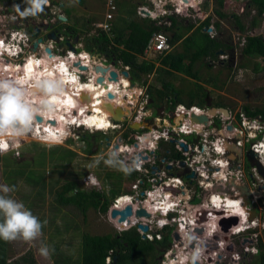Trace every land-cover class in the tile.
<instances>
[{
    "label": "rangeland",
    "instance_id": "1",
    "mask_svg": "<svg viewBox=\"0 0 264 264\" xmlns=\"http://www.w3.org/2000/svg\"><path fill=\"white\" fill-rule=\"evenodd\" d=\"M12 1L15 2L16 0H0V19L2 25H5V27H0V37H5L8 32L7 28L15 29L16 27H13V25L16 24L19 29L28 31L31 35H34L28 36V38L33 39L39 46L41 44L46 48L54 49L62 58L69 51L70 47L73 49L79 47V53L88 52L85 53L93 65H100L98 67L106 68L110 73L113 72L118 76L124 77L121 65L112 66L103 56H98L95 50L88 51L86 47L91 46L88 41V35H92V32L95 30L92 29L91 24L87 26L86 23H98L101 21V18L105 14L104 0H48L47 4L51 7L46 8L43 5V11L37 13L36 16L27 17L20 15L24 11V8L19 7V11H17ZM114 1H116L117 8L116 12L113 13V17H115L114 26L119 28L121 26L119 23L120 19L125 21L136 20L135 10L137 6L146 5L150 9L154 8L146 0ZM247 1L223 0V7L219 8L217 6V0H208L207 2L204 0H196L194 2V9L185 11L186 8H192L190 7L191 4L189 7H179L180 15H174L177 22L183 27L187 25L198 27L208 19V23L203 26L208 27L212 25L215 29L213 38H217L218 42L229 47L225 52H218L217 57L214 59L202 58L195 63V71L199 73L200 77L199 81L193 82L192 80L194 79L191 80L179 74L168 76L164 71L137 77L130 72V77H127L131 80L129 82L134 84L136 88H140L142 95L139 99L137 109L133 113L131 110L129 118H126L123 124L115 122L116 126L119 127L116 132H109L105 135H92L80 130L72 136L74 137V141L68 139L64 143L63 141L58 142L62 145H54L45 144L38 137L35 139H31L32 137L29 138L28 136L31 134L29 131L23 136L25 139L19 142L18 146L21 148L18 151L15 152L12 150L8 153H0V185L14 186L15 190L7 195L17 201L23 202L25 207L33 215L37 216L42 223L46 221L42 228V235L32 243L24 242L23 240L4 241L2 249L4 252V260L7 264L17 263L15 261H19L18 259L21 257L27 258L30 263L34 261L33 264H68L70 261L68 262L66 258H71L75 263H79L78 246L80 245L82 235L87 234L95 237L118 235L115 234L106 219L99 216L93 210H89L85 216H82L73 208L60 209L55 203V195L60 191L66 181L77 182V190L88 193L89 190L84 187L88 176H93L96 179L102 191L106 193L105 197L110 200L112 199L111 194L116 193V195H121L130 193L129 191L133 181L129 180L128 175L131 172L128 170V164L125 163L129 159V156L115 154L114 148L119 146L121 139L126 140L128 137L133 139L132 135L134 133L132 131L134 130L133 128L139 127L140 124L136 122V119L140 118V116H143L145 113L153 114V117L150 119L143 117L145 124L142 123L148 129H152L155 127L154 118L160 116L164 111L167 112V109L172 108L168 100L170 99L169 97L174 95L170 93L171 90L163 88L164 81H169L173 87L180 91V98L186 103L190 102L192 95L199 91L198 88L201 85L204 86V89L201 88V92H199L202 93L203 90L208 92L209 103L213 102L217 106H220L219 103H225L226 105H231V107L241 104L244 111L246 110L245 108L251 111L264 108V59L246 56L242 52V39L246 35L260 36L264 39V16H254L250 9L247 8ZM78 2H81V4H78ZM173 2L177 3L175 0ZM197 4L199 5L196 7ZM31 7L32 5L30 4L29 8ZM217 11L221 12L224 17H216L215 13ZM235 12L241 17V25L244 27L245 33L241 32L233 18L230 19V16ZM55 14L56 16H54ZM10 15L14 16V18L17 16L18 21L11 20V18L5 19L8 16L10 17ZM59 16L66 19L71 26L75 27V30L70 32L67 24L65 25L58 21L57 17ZM253 20L255 21L254 25ZM56 21H58V24L55 25L54 23ZM37 29L39 31H36ZM161 32L164 34L166 41L173 36V31L167 30L166 26H164ZM72 33L76 34L73 35ZM51 34L55 36L59 35V37H52L50 36ZM3 47L5 45L0 38V49L2 51ZM182 48V43L178 42L171 46L170 51H182ZM42 51L40 52L38 47L33 49L31 44L28 55L34 53L32 55L41 58V63L47 57ZM3 53L4 51L0 54V83L3 80L12 81L9 77L15 76L14 78H17L15 73H12L14 67L17 68L20 66V68H23L21 65H16L18 64L16 58H11L12 60H10ZM52 54L51 52L50 56ZM35 56L33 57L35 58ZM48 60L50 59L48 58ZM10 61L16 63L15 66ZM7 67L12 69L10 73L6 72ZM22 78L24 77L22 76ZM15 80L16 82L13 80V84H10L19 89V85L15 86L14 84L17 82L20 84V81ZM81 82L84 85L88 83L83 82L82 79ZM21 90L27 95L26 88ZM160 91L166 95L164 99L160 98ZM40 92L42 93H38L40 94V98L46 92L47 94L49 93L48 91L44 93L42 90ZM35 95L38 97L36 92ZM25 98L27 100V97ZM197 101V99H194L196 105L198 104ZM216 102L219 103L217 104ZM116 103L118 105L121 104L117 101ZM78 106L83 105L78 104ZM121 106L127 109L126 103L121 104ZM125 113L126 110L123 109L122 114L124 116ZM77 115L78 113L76 112L75 116ZM68 129L66 130L67 132L69 131ZM125 131L127 132L125 133ZM85 136H90L91 138L85 142L81 141ZM9 140L11 141V139ZM113 146L115 147L113 148ZM109 160H111V164L106 163ZM9 162L24 166L26 169L25 176L20 178L11 174L13 170L6 169L5 165ZM2 194L0 192V195ZM198 202L194 201L192 203ZM261 222H264V217ZM166 233L167 231H165ZM221 233L225 234L222 231ZM256 234H259V236L262 234L263 238L261 236L262 239H260L259 243L262 246L264 244V233L261 227H257L254 231L247 232V234H241L233 237V239L230 237L228 240H225H233V242H236V251L243 256L240 264H260L259 260L262 258L259 255L253 254V252L247 254L245 252L246 246L243 245L242 240L243 237L253 239ZM43 245H47L49 248L50 255L47 258L42 256L38 251ZM219 253L223 254L224 249H220ZM205 259H207L206 256ZM165 260L164 257H157L159 264H162ZM223 261L225 260L221 259L216 264H229L227 261H230V259H226L225 263ZM206 262L208 264L212 263L210 260H206ZM165 263H168L167 260Z\"/></svg>",
    "mask_w": 264,
    "mask_h": 264
},
{
    "label": "built area",
    "instance_id": "2",
    "mask_svg": "<svg viewBox=\"0 0 264 264\" xmlns=\"http://www.w3.org/2000/svg\"><path fill=\"white\" fill-rule=\"evenodd\" d=\"M103 28L107 27L104 26ZM210 33V36H213V32ZM243 42L244 39H242ZM168 48L166 38L162 34H153L146 44L142 58L149 60ZM124 70L128 71V68H124ZM171 106L172 108L167 109V112L164 111L160 116L154 118V128L143 131L147 128L143 125L145 124L143 117L147 118V116H142L136 119V122L140 119L138 123H141L140 127L143 133L135 136L134 139L128 137L126 140H120L119 146L133 152L132 156L128 155L129 159L125 163L128 164V170L135 174L136 178L133 180L129 191L131 194L130 201L133 202V216L123 223L116 222L119 218L113 220L114 229L118 233L136 229L143 241H153L154 239H161L165 225L173 228L176 224L174 231L182 230L183 248L187 249L186 253L192 245L191 238L195 239L194 248L197 246L211 252V248L208 249L206 245L200 243L201 238H206V236L199 234L198 231L205 229V225L208 224L207 220L214 218L213 215H216L218 228L222 230L219 222L222 219L229 218V216L224 212L219 215L220 213L216 212L215 209L209 208L208 201H211L214 193L224 195L235 198L240 202L243 201L248 222L245 226L240 223L234 225L228 229L227 233L224 232L225 234H222L223 238L218 240L221 241L222 246L216 248V251L219 253L220 249H224V252L229 249L230 252L234 253L232 257L238 256L243 260L242 254L236 251V242L225 240L230 237L233 239L235 237L233 235L240 228H243L245 234H247V232L261 227L264 233V222H261L264 217V166L262 171L259 166V164L264 165V122L257 117H248L241 109L236 112L228 110L227 116L221 114L214 116L210 114V109L207 107H187L183 104H177L176 106L171 104ZM193 115L206 117L207 120L205 122L194 121ZM217 117L220 118V122L217 121ZM240 120L242 125L238 124ZM124 121L121 123L123 124ZM224 131L228 133V136L219 135ZM147 136L151 138L150 141L145 143ZM162 138H164V143L171 147V150L173 148L174 155L172 157H170L169 151L167 153L161 152V155H158V152H160L158 143ZM133 140H135V144L140 145L138 150L133 145ZM182 144H185L188 149L184 150ZM226 145H229L228 147L232 146L236 150L248 146L247 150L249 152L253 151L258 154L255 162H252L251 169L248 170H246L244 163L245 157L237 151L232 158V162H225V181H229L228 186L226 182L217 177L222 173L220 167L222 161L221 158L214 157V153L217 155V152L219 153V150ZM192 174H194V177L188 178ZM221 185L224 186L221 187ZM171 188H174L175 191ZM120 199L122 198L117 200ZM123 199H127V197ZM117 200L114 202L117 203ZM194 201L200 202L192 203ZM188 206H191L192 209H189ZM139 208L146 211L149 217H136L135 214L139 211ZM253 215L254 218L250 220ZM204 217L206 220H203ZM140 226L147 227V232H141ZM261 236L262 234L260 236L256 234L253 239L242 238L247 254L251 252L259 254V243L260 239L263 238ZM171 240L172 247L164 254L168 263H165V260L162 264H170V257L179 256L177 253L172 254L176 249L178 251L179 248H177V243L173 238ZM262 246L264 248V244ZM231 248L233 251H231ZM205 256L207 257L206 262L211 255L206 254ZM220 260L213 258L211 264H216ZM107 261L109 263L111 259ZM229 264L231 263L229 262Z\"/></svg>",
    "mask_w": 264,
    "mask_h": 264
},
{
    "label": "trees",
    "instance_id": "3",
    "mask_svg": "<svg viewBox=\"0 0 264 264\" xmlns=\"http://www.w3.org/2000/svg\"><path fill=\"white\" fill-rule=\"evenodd\" d=\"M22 5H30L27 0H17ZM207 2L208 0H204ZM81 4V2H78ZM116 7V2L114 3ZM217 6L223 7V0H217ZM247 7H250L256 11L255 16H264V0H248ZM215 16L218 18L224 17V15L217 11ZM237 17V16H233ZM170 25L167 30L173 31V36L169 39V44L181 42L183 45L182 51L168 52L164 56L159 57L157 67L152 59H141V55L146 48V44L152 34L159 31V27L148 19H139L133 21H125L120 19V28L111 26L107 32L100 31L98 35H94V38H89V43L94 48L87 49L95 50L96 54L106 55L108 63L122 67H127L129 71L137 76L151 75L158 71L166 72L168 76L174 74H184L187 77L199 81V73L195 71V63L202 58H216L218 52H225L229 47L217 41V38H210V36L204 33L202 26L208 23V19L198 27L193 25L181 26L175 17H169ZM241 18H235V24H238L241 32H244V27L241 25ZM87 26L91 23L87 22ZM255 21L253 20V25ZM195 28V29H193ZM245 33V32H244ZM76 34V33H75ZM189 34V35H188ZM243 55L250 57H257L264 59V39L260 36H246L245 43L242 49ZM135 79L134 76H132ZM199 86V85H198ZM201 86L198 88L201 92ZM163 88L171 90V94L174 96L169 97L167 101L169 104L176 106L179 103L186 105H195L194 99H197L199 106H207L209 103L208 92L205 90L202 93L195 92L189 103L184 102L180 98L181 92L178 91L169 81L163 82ZM160 98L164 99L166 95L160 91ZM170 96V95H169ZM244 111L248 117L256 118L260 117L264 120V108H258L255 111H251L245 108ZM91 137L85 136L81 141H87ZM13 161V160H12ZM6 165V169L13 170L11 174L17 177L23 178L26 174L24 166L9 162ZM5 169V170H6ZM11 172V171H9ZM15 177V176H14ZM129 180L133 181L136 175L133 173L128 175ZM112 197L117 196L111 194ZM55 203L64 210L67 208L76 209L82 216H85L89 210L95 211L97 214H105L109 208L110 202L103 194L96 192H81L77 190V182L66 181L61 187L60 191L56 193ZM4 240H0V264H7L4 260L3 252ZM171 245V239L169 233L163 235L161 241H142L139 234L135 229L122 233L121 235H105V236H89L82 235L79 247V263H75L71 258H66L68 264H106L108 258L112 259V264H159L157 257L163 256V254L169 249ZM259 255L262 259L259 260L260 264H264V248ZM21 257L17 263L14 264H33L34 261H30L27 258ZM117 261L115 262V259ZM29 261V263H28ZM12 264V263H10Z\"/></svg>",
    "mask_w": 264,
    "mask_h": 264
},
{
    "label": "bare ground",
    "instance_id": "4",
    "mask_svg": "<svg viewBox=\"0 0 264 264\" xmlns=\"http://www.w3.org/2000/svg\"><path fill=\"white\" fill-rule=\"evenodd\" d=\"M175 1H177L176 4L178 7V13L180 11L179 7H189L190 4H192L191 0ZM184 2H186L187 5H185ZM4 48L5 47H3V51ZM42 50L41 51L45 54V56H47L44 59L45 61H42L41 63L40 61L37 62L32 56L28 59L27 63L25 62L23 65L20 64L24 69L27 70L20 68V66L17 68L14 67L13 70L7 67L6 70L7 73H10L12 70V73H15L17 76V78L14 79L20 81V84L17 82L14 84L15 86L19 85L18 87L21 86V89L26 88V93L29 96L35 95V92L38 95V97L35 95L34 97L29 98L27 95H25V97H27V101L30 103V106L36 109L33 127L30 131V136L32 137L31 139H35L37 137L32 136L36 130L39 134V138L42 139L45 144L62 145L58 142H62L61 139H63V135L65 136L68 133L66 130L69 128V124L86 127L92 132H109L110 130L117 129L116 124H113L110 118L120 117L122 121L124 118H129L131 110L133 113L137 109L136 103L139 99V95H141L140 88H136V86L131 84L125 77L120 76V80L118 77L117 81H113L111 79L110 71L102 67L100 68L105 70V72L103 74L96 73L95 67L97 64L93 65L90 58L85 57L84 55L76 57L73 53L69 52L71 54V59H73V62L75 63L74 64L72 62L69 64L67 60H55L52 56H50L49 48L42 47ZM32 58H34V60H32ZM48 58L50 60H48ZM27 64L33 68L26 67ZM71 66H73L72 70L70 69ZM79 74H82L81 76H89L90 81L86 83V85L82 84ZM22 76L24 78H22ZM100 79H102L101 83H99ZM4 82L11 83L13 81H1V83ZM46 84L51 87V91H49V87H45ZM41 90L44 93L46 91L49 93H43L44 96L40 98V94L38 93H41ZM116 101L119 102V104L126 103L127 109L122 107L121 104L118 105ZM78 104L83 106H78ZM123 109L126 110L125 116L122 114ZM76 112L78 113L77 116H75ZM143 116L148 117L150 114H143ZM38 118H40L39 122L37 120ZM150 138V136H147L145 138V143L150 141ZM0 139H3L7 142L8 150L10 149V142H8L9 139L16 141L19 145V142L25 138L23 136L17 138L5 136L0 137ZM139 146L140 145H138L136 148L137 150ZM114 149L115 154L118 155H133L132 151L129 149H124L121 146H116ZM220 167L222 169V173L217 175V177L220 178V180L225 181V161L221 162ZM120 198L124 200L123 197ZM208 205L209 208L219 210L218 212L227 213L228 216L239 217V223L243 224L244 226L248 222V216L245 213L244 208H241V202L237 201L235 198L214 193ZM188 208L192 209L191 206H188ZM190 213L191 212L189 211V214ZM213 217L214 218H209L207 220L208 224L205 225V232L202 234L205 235L206 238H201L200 242L201 244L206 245L208 249L211 248V252L210 250H203L197 246L194 248L193 243L195 242V239L191 238L190 241L192 242V245L190 248H188V253H186L187 249L183 248L184 242L181 237L178 241H176L177 248H179L178 251L172 253L174 254L177 252L179 256L170 257V264H204L206 254L209 256L211 255L209 257L210 261H212L213 258L224 259L226 258V255L232 257L234 253L230 252L229 249H226L223 255L216 251V248H221L222 244L220 243L221 241H218V239H211L213 236L216 237L219 232L216 215H213ZM194 225H196V223H194ZM243 231L244 229L240 228L238 231H236L235 235H237L239 232L241 234ZM179 232L182 235V230H179ZM233 258L236 261L241 260L238 256H234ZM233 263L237 264L235 262Z\"/></svg>",
    "mask_w": 264,
    "mask_h": 264
},
{
    "label": "clouds",
    "instance_id": "5",
    "mask_svg": "<svg viewBox=\"0 0 264 264\" xmlns=\"http://www.w3.org/2000/svg\"><path fill=\"white\" fill-rule=\"evenodd\" d=\"M146 1L151 3V5H153L154 8L150 9L146 5L137 6L136 10H135V14H136L137 18L148 19V20L152 21L155 26L160 28L159 31L155 32L154 34H162L164 36V34L161 31L163 30L164 26L168 27L170 25L169 17H171V16L175 17L174 15H176V16L180 15L177 12V10H178L177 4L175 2H173L172 0H146ZM27 2L29 4H31L32 7L31 8H25L24 11L20 13V15L24 16V17L36 16L37 13L43 11V7H42L43 5L46 8L51 7L50 5L48 6V4H47L48 0H27ZM115 2L116 1H114V0H104V10H105L106 15L104 14V16H103V18H101L100 22L91 23L92 29H95L92 32L93 36L98 35L100 31L107 32L108 29H110L111 26L114 24L115 17H113V13L116 12V10H117V8L114 6ZM195 2H196V0H195ZM198 5L199 4H197L196 7ZM108 8H109V10H108ZM247 8H249L251 13H253L255 16L256 11L250 7H247ZM189 9H194V7L186 8L185 11H188ZM16 10L19 11V5L16 6ZM242 10H243V8H242ZM183 13H182V15H183ZM234 15L241 18L235 12L232 16H230V19H232ZM54 16H56V14ZM108 16H110V18H108ZM237 17L233 18L234 22H235V18H237ZM8 18H11V20H17L18 17L15 16V18H14V16L10 15V17L8 16L5 19H8ZM57 18H58V21H59V18L63 19L62 16H59ZM64 20L65 21L62 23H66V19H64ZM58 21H56L54 24L55 25L58 24ZM59 22H61V21H59ZM104 26L107 28H103ZM0 27H5V25H2L1 19H0ZM13 27H16V28L15 29L14 28H7L8 32L5 35V37H0L2 39V42L5 45L3 54L5 55V57L9 58L10 60H12L11 58L17 59L18 64L14 63L13 61H10L11 63H14L16 65H20V64L23 65V64H25V62L27 63V61L30 57L35 56V55H32L34 53H31V52H30L31 55H28V52L30 51L31 44H32L33 48H34V44H36V48L38 47L39 50H40V47H44V46H42L41 44L39 46L37 44V42H35L33 39L28 38V36H34V35H31L30 32H26L24 30L19 29L16 24L13 25ZM9 29H11V30H9ZM202 29H203L202 31L204 33L208 34L209 36L211 34L210 32L212 31L213 32L212 34L214 36L215 29L212 25L208 26V27L202 26ZM36 31H39V29H37ZM95 31H96V33H95ZM152 35H151V37H152ZM50 36L59 37V35L55 36L54 34H51ZM90 36L91 35L89 34L88 35L89 38H94V37H90ZM213 36H210V38H213ZM245 37L243 38L244 42H243L242 46H244ZM167 45L169 47L168 49L164 50L161 54H157L156 56L151 57V59L153 60V62H155V65L157 67L159 66L157 59L161 56H164L166 53L170 52V50H171V45L169 44V39L167 40ZM78 48L79 47H76L75 49H73L70 47L69 51L65 54V56L63 58L60 57L59 54H57V52L54 49L53 50L51 48H49V49H50V54H51V52L53 53L52 57L54 59L67 60L68 63L71 64L73 62V59H71V54L69 52H72L76 57H80L81 55H84L85 57H87L86 53H88V52H86L83 49V51H85L86 53L85 52L79 53ZM2 52L3 51L0 49V54ZM40 52H41V50H40ZM98 56H100V55H98ZM140 57H141V59H143L142 55ZM35 58H36L37 62H39L41 60V58H38L37 56H35ZM112 66H114V65H112ZM72 67L73 66L70 67L71 70L73 69ZM124 68H127V67H122V70L124 72V74H123L124 77L125 78H127L128 76L130 77L129 69H128V71H125ZM125 73L128 74L127 77L125 76ZM81 75L82 74H79V77L82 79L83 82H89L90 81L89 77L81 76ZM14 77L15 76L9 77V79L11 78L10 80L15 81ZM118 77L120 78V76H118ZM188 78H190V77H188ZM190 79H192V78H190ZM127 80L131 81L128 78H127ZM11 83H13V82H11ZM49 91H51V87H49ZM141 95H139V99H140ZM139 99H138L136 105H138ZM179 104H183V103H179ZM183 105H185L187 107L196 106L199 108H206V107L209 108L210 104H207V106H199L196 104L191 105V106L186 105V104H183ZM209 109H211V108H209ZM35 113H36V109H34L30 106V103L25 98L24 92H22L21 90H19L16 87H13L10 83H7V82L0 83V137L9 136V137L17 138V137H22V136L26 135V133H28L29 131L32 130L33 122L35 119ZM194 116L197 117V115H193V117ZM110 119H111L112 123L115 124L114 119L113 118H110ZM125 119L126 118H124L122 121H124ZM121 122H118V123L120 124ZM68 126H69L68 133L65 136L63 135V139H61V141H63V143L66 142L68 139H71L70 141H74V137H72V136L75 135L74 134L75 132H79L80 130H83V131L90 133L92 135H95V134H104L105 135L109 132H116L118 130V128H117L115 130H110L109 132L108 131H101L98 133H93L90 129H88L86 127H81V126L72 125V124H69ZM134 131H138V130H134ZM219 135L226 137V136H228V133L226 131H224V132L220 133ZM32 136L33 137L37 136L39 138V134L37 133L36 130L34 131V135H32ZM229 136H231V135L229 134ZM28 137L30 138L31 136H28ZM160 140H161L160 142H164V138H162ZM9 142H10V149L7 151V148H8L7 142L4 141L3 139H0V153H8L12 150L16 152L21 148L18 146L16 141H13V140L10 141L9 140ZM132 143L134 146L137 145V144H135L136 143L135 140H133ZM219 146H220V144H219ZM228 146L229 145L223 146L219 150L220 152L219 153L217 152V155H215L216 153H214V157L217 156V157L221 158V161L232 162V158H233L234 154L236 153V149L232 146L231 147H228ZM254 154L256 155V158H257L258 154L257 153H254ZM255 159L252 161L255 162ZM106 163L111 164V160L106 161ZM259 166H260V170L262 171L264 165L259 164ZM221 171H222V169H221ZM225 172H226V168H225ZM224 182H226V184L228 186L229 181L226 180ZM223 186L224 185H221V187H223ZM84 187L89 190L88 192L94 191L96 193L103 194L104 196L106 195V193L104 191H102L100 184L96 181V179L93 176L87 177L86 182L84 183ZM14 190H15L14 186L9 187L7 185H0V192L3 193L2 195H0V240H4L5 242H11V241H15V240H23L24 242L32 243L33 241H36L42 235V228L44 226V223H46V221L42 223L37 216L33 215V213L25 207L23 202L17 201V200H15V199H13L7 195L8 193H10ZM130 195H131L130 193H126V194H121V195H117L115 197H112L111 200L108 199L110 202V205H109L107 212L105 214H99V216H102L106 219L108 224L114 230L115 234L121 235L122 233H125V232L132 230V229H129V230L118 233L114 229L113 220H117V218L120 219V216H117L114 219L111 217L112 212L121 213V212H124L128 207L131 208V216L128 218H131L133 216V214H132L133 202L130 201ZM120 197H123V198L127 197V199L117 200ZM115 200H117V203L114 202ZM208 203H209V201H208ZM244 203H245V201H244ZM241 208H244L243 201L241 202ZM140 210L144 211L143 209L139 208V211ZM218 211L219 210H216V212H218ZM144 213L148 214L146 211H144ZM219 213H220L219 215L223 214L222 212H219ZM135 216H136V214H135ZM148 217H149V214H148ZM128 218H126L125 221H123V222H126L128 220ZM142 218H145V217H142ZM232 218H236L237 224H239V221H240L239 217L229 216V218L222 219L219 222V225H221V223L223 221L230 220ZM119 219L116 222L119 223ZM251 219H253L252 216L250 217V220ZM123 222H121V223H123ZM228 223L229 222H225L224 224L227 225ZM176 226L177 225L175 224L173 226V228H170L168 225H165L164 231H162L161 239L160 240L154 239L153 241H149V242L161 241L163 238V235L165 234V231H167V233H169L170 239L173 238V233H177V235L180 239L182 237L180 232L178 230L174 231ZM230 228H228V229H230ZM228 229H227V231H228ZM201 231H202V233H201ZM221 231L227 233V231H224L223 226H222V230L219 229L217 236L216 237L213 236L214 238L212 237L211 239H218L219 240V237H220V239H222L223 235H222ZM198 232H199V234H203L205 232V230H199ZM241 234H245V231H243ZM241 234L239 232L237 235H233V236L236 237V236H239ZM173 240L175 241V243H176V241H178V240H175L174 238H173ZM194 244H195V242L193 243V246H194ZM171 247H172V240H171V245H170L168 250H170ZM38 251L45 258H47L50 255L49 248L47 245L41 246ZM231 251H233L232 248H231ZM176 253H174V254H176ZM261 253H262V249L260 246L259 254H255V255H260ZM164 254L161 257H164ZM228 258L230 259V261H227V262H235L236 261L235 259H233V257L227 256L226 259L229 260ZM108 259H111V258H108ZM226 259H224V260L226 261ZM225 261H223V262L225 263ZM239 262L240 261H236L235 263L239 264ZM106 264H112V259H111V262H109V263H108V261H106ZM177 264H183V263H177ZM206 264H208V263H206ZM231 264H234V263H231Z\"/></svg>",
    "mask_w": 264,
    "mask_h": 264
},
{
    "label": "water",
    "instance_id": "6",
    "mask_svg": "<svg viewBox=\"0 0 264 264\" xmlns=\"http://www.w3.org/2000/svg\"><path fill=\"white\" fill-rule=\"evenodd\" d=\"M59 21L64 22L65 20L62 19V18H59ZM35 48H36V44H34V48H33V49H35ZM220 53H222V52H220ZM95 72H96V73H101V74H103V73L105 72V70L101 69L100 67H95ZM125 76L127 77L128 74L125 73ZM111 79H112L113 81H117V79H118V75H117L116 73L111 72ZM101 82H102V79L99 80V83H101ZM217 112H218V110L215 109V108H211V109H210V114H212V115H216ZM220 113L223 114V115H226V116L228 115V111H227L225 108L220 109ZM113 119H114V122H117V123L121 121L120 117H116V118H113ZM37 120H38V122H39V121H40V118H38ZM193 120H194V121L205 122V121L207 120V118H206V117H196V116H194V117H193ZM133 129H134V130H138L139 128L136 127V128H133ZM182 146L184 147V150H187V149H188V147H187L185 144H182ZM135 147L137 148L138 145H135ZM248 157H249L251 160H254V159L256 158V155H255L252 151H250V152L248 153ZM182 165H184V164H182ZM193 177H194V174L188 176V178H193ZM171 189H172L173 191H175L174 188H171ZM117 216H120L119 223L125 221L126 218H128V217L131 216V208L128 207L124 212H121V213H118V212H112L111 217H112L113 219L116 218ZM136 216L139 217V218H142V217H145V218H146V217H148V214H146V213H144V211L140 210V211H138V212L136 213ZM252 218H254V215L252 216ZM203 220H206V218L204 217ZM225 222H229V223H228L227 225H225V224H224ZM236 224H237V219H236V218H232V219H230V220H226V221H223V222L221 223V225L223 226L224 231H227L228 228H230L231 226L236 225ZM139 229H140L141 232H143V233H146V232H147V227H141V226H140ZM201 233H202V231H201ZM173 238H174L175 240H178V239H179L177 233H173ZM116 261H117V258L115 259V262H116Z\"/></svg>",
    "mask_w": 264,
    "mask_h": 264
},
{
    "label": "flooded vegetation",
    "instance_id": "7",
    "mask_svg": "<svg viewBox=\"0 0 264 264\" xmlns=\"http://www.w3.org/2000/svg\"><path fill=\"white\" fill-rule=\"evenodd\" d=\"M13 2V1H12ZM14 4V6L16 7L17 5H19V7H21V8H29V5H22L23 3L21 2V3H19V1H15V2H13ZM65 25L67 24L68 25V30H70V32L72 31V30H75V27L74 26H71V24L70 23H68V21L66 20V23H64ZM28 32V31H27ZM73 34V33H72ZM73 35H75V33L73 34ZM75 37H79V36H75ZM90 37H94L93 35H91ZM89 48H93V46L91 45V46H89ZM40 49L42 50V47H40ZM91 49H89V51H90ZM72 53V52H71ZM98 55H100V54H98ZM100 56H103L104 57V59H107L106 58V55H100ZM112 65V64H111ZM98 66V65H97ZM96 66V67H97ZM26 67H30V68H33V67H31L30 65H26ZM45 87L46 88H48L49 87V85H45ZM19 89L21 90V87H19ZM22 91V90H21ZM28 95V94H27ZM35 95H33V96H29L28 95V98L29 97H34ZM139 103V102H138ZM217 104L219 103V102H216ZM208 104H210L209 105V108H215V109H217L218 110V112H217V114L216 115H214V116H217L218 114H221L220 113V109H222V108H225L227 111L229 110V111H231V112H236L237 110H242V111H244L243 109V107H241V104L240 105H237V106H232L231 107V105H226L225 103H219V105L220 106H217V105H215V103H213V102H210V103H208ZM88 108V107H87ZM237 109V110H236ZM262 109V108H261ZM145 114H147V113H145ZM148 114H150V113H148ZM221 115H223V114H221ZM153 117V114H150V116H148L147 118L148 119H150V118H152ZM146 118V119H147ZM257 118H259L260 120H262L263 122H264V120L263 119H261L260 117H257ZM217 121L218 122H220V118H218L217 117ZM134 120V119H133ZM239 125H242V121L240 120V122L238 123ZM139 126H141V123H140V125ZM139 129H138V131H132L133 133V139H134V137L135 136H137V135H141L142 133H143V131H147V130H149L148 128H146L145 130H143L142 131V128L141 127H138ZM127 131H125V133H126ZM125 133H123V134H125ZM236 138V137H235ZM261 139V137L259 138V140ZM247 147L248 146H245V147H243V149L241 148V150H236L238 153H241V154H243V157H245V159H244V163H245V166H246V170H248V169H251V166H252V160L248 157V153H249V150H247ZM158 149L160 150V152H158V155L160 156L161 155V152H162V150H163V152H166L167 153V151H169V155H170V157H172L173 155H174V153H173V148H172V150H171V147L170 146H168L166 143H164V142H159L158 143ZM200 202V201H199ZM198 202V203H199Z\"/></svg>",
    "mask_w": 264,
    "mask_h": 264
},
{
    "label": "crops",
    "instance_id": "8",
    "mask_svg": "<svg viewBox=\"0 0 264 264\" xmlns=\"http://www.w3.org/2000/svg\"><path fill=\"white\" fill-rule=\"evenodd\" d=\"M173 1V0H172ZM190 1V0H189ZM194 2H195V0H191V3L193 4H191V6L190 7H194ZM185 4H187L186 2H184ZM188 3H190V2H188ZM179 75H183V74H179ZM186 77V76H185ZM186 78H188V77H186ZM188 79H190V78H188ZM192 80V79H191ZM193 82H195V80H192Z\"/></svg>",
    "mask_w": 264,
    "mask_h": 264
}]
</instances>
